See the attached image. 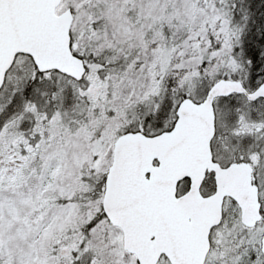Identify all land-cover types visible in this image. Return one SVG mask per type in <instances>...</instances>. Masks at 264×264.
I'll return each instance as SVG.
<instances>
[{
    "label": "snow or ice",
    "instance_id": "obj_1",
    "mask_svg": "<svg viewBox=\"0 0 264 264\" xmlns=\"http://www.w3.org/2000/svg\"><path fill=\"white\" fill-rule=\"evenodd\" d=\"M0 264H264V0H0Z\"/></svg>",
    "mask_w": 264,
    "mask_h": 264
}]
</instances>
